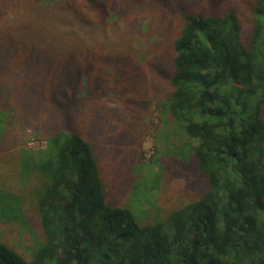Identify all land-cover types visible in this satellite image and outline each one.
<instances>
[{"label": "trees", "instance_id": "obj_1", "mask_svg": "<svg viewBox=\"0 0 264 264\" xmlns=\"http://www.w3.org/2000/svg\"><path fill=\"white\" fill-rule=\"evenodd\" d=\"M214 1L0 0V157L17 149L13 119L44 118L49 136L16 155L28 198L0 188V225L30 233L33 254L0 238V264H264V0L249 2L246 40L241 14ZM141 22L157 38L144 63L119 33ZM110 84L129 112L151 88L161 132L197 143L196 199L150 219L121 203L83 127L104 120L81 95Z\"/></svg>", "mask_w": 264, "mask_h": 264}, {"label": "rangeland", "instance_id": "obj_2", "mask_svg": "<svg viewBox=\"0 0 264 264\" xmlns=\"http://www.w3.org/2000/svg\"><path fill=\"white\" fill-rule=\"evenodd\" d=\"M251 1L228 0L243 18L245 40L251 31L247 9ZM218 2L219 0L212 2V5H217ZM218 6L224 7V1ZM148 26L147 22H141L136 32L135 29L131 32L129 28L119 30L121 36L133 38L139 60L143 63L147 47L157 40L154 36L155 31L152 28L148 29ZM151 31L153 33H150ZM97 64L100 73L106 74L109 79L110 70L100 62ZM114 88L110 87L108 94L104 96L100 95V91L91 92L90 95L83 93L81 96L86 99L88 108L93 107V101L95 103L98 98L100 99V116L104 120L98 124L100 129L97 128L98 125L96 126L92 116L85 118L83 127L86 129L87 139L100 151L101 162L110 186H114L115 189L117 185L119 191L124 192L121 203L133 205L132 208L141 217L150 219L154 217L152 214L160 212L161 209L166 213L196 199L201 187L194 180V174L190 172L189 166L190 150L197 143L190 140L185 132L173 126L169 127V131L161 132L163 116L157 109L158 98L154 97L151 88L147 96L150 98L149 105L137 104L130 98L133 112L126 109L118 88ZM262 107L264 122V103ZM138 108L140 112L137 111ZM44 122V118L35 121L33 117L26 116L20 122L13 119V123L9 124V130L18 143L16 151H13L15 153L0 157V188L22 196L24 193V197L28 198L27 190L25 192L22 190L21 164L16 155L22 149L36 152L46 148L49 136L45 134ZM123 176L135 184L131 182L128 188L127 186L122 188ZM138 184L139 191H134L135 185ZM33 222L36 224L35 218ZM0 238L6 240L28 260L31 259L34 244L30 233L24 232L14 224L0 225Z\"/></svg>", "mask_w": 264, "mask_h": 264}]
</instances>
